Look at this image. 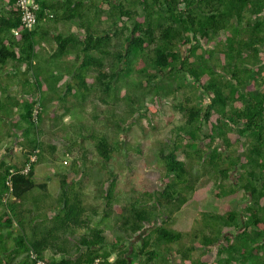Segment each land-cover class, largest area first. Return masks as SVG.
<instances>
[{
  "label": "trees",
  "instance_id": "obj_1",
  "mask_svg": "<svg viewBox=\"0 0 264 264\" xmlns=\"http://www.w3.org/2000/svg\"><path fill=\"white\" fill-rule=\"evenodd\" d=\"M37 2L40 7L37 23L31 31L23 27L14 0L0 3V76L31 71L30 87L39 91L41 97L45 92L44 102L33 120L35 101L26 85L22 84L23 98L13 96L10 106L3 105L9 102V97L5 99L10 95L7 88L1 86L0 113L11 121L7 123V134L20 132L21 143L27 149L24 162L30 153L38 151L37 160L28 173L18 171L12 176L15 198L7 202L2 201L7 190L5 175L10 168L20 169L24 162L2 168L0 230L15 222L19 233L11 244L7 243L9 238L0 235V249L3 247L0 264H34L30 251L52 263L64 264H92L96 259L97 264H134L130 261L131 255L140 257L142 264H155L158 252L171 257L178 254L179 262L170 261L172 264H247L249 257L255 258V264H264V57L260 55V51L264 52V0ZM103 5H107L106 10ZM45 10H49L52 17L44 19ZM71 20H78L79 30H57V24ZM222 33L226 35L223 37ZM50 38L55 46L52 57L60 59L74 52L75 60L68 67L46 69L43 73L34 61L38 59L40 42ZM203 47L207 54L201 52ZM217 52L222 55L218 61L213 59ZM22 66L26 71L21 72ZM124 73L136 74L145 91L150 82L166 79V83L160 82L161 92L166 96H174L176 91L189 86L192 94L184 95L175 105L182 119L176 132L177 141L183 140L180 132H184L189 145L202 138H208L211 143L220 141V146H208L207 151L197 153L201 162L209 166L217 192L213 205L206 210L209 213L202 210V227L186 243H182L184 234L172 227L174 216L189 199L200 201L202 197L195 190L198 176L192 177L186 163L177 159V145L167 152L164 148L158 151V160L171 178L145 190L141 201L134 197L126 207L120 206L114 194L116 177L110 172L107 182L101 183L99 191L105 205L95 224H91V220L99 216V212L92 210L89 214L81 193L71 188L74 177L69 171L74 176L79 173L75 162L70 164L69 171L61 174L55 195L46 192L45 196L38 197L33 193L37 186L45 188V184L34 180L35 163L46 159L43 148L46 147L52 157L56 150V145L44 144L42 122L48 114L55 121L58 116L44 105L53 101L63 105L69 94L77 95L76 99L83 102L91 93L111 98L120 74ZM65 75L67 78L60 82ZM204 95L208 102L196 104ZM124 99L133 106L141 98L128 91ZM133 107L128 117L141 109L139 105L137 109ZM105 111L115 119V112ZM214 115L216 119L210 124V133L204 134V126ZM112 127L119 129L116 123H112ZM79 135L78 143H82L84 136ZM91 137L106 169L118 148V140L110 139L100 130H92ZM65 151L67 157L75 159L73 151ZM189 193H192L191 198L187 197ZM31 195L37 197L26 212L23 210L25 202L31 201ZM233 200L239 203V209L231 208ZM40 206L39 212L52 210L53 215L38 235L31 225L27 233L31 220L27 213L37 211L35 207ZM215 225L220 227L216 236L211 231ZM225 226L234 231H224ZM106 231L110 232L111 239L107 238ZM200 232L204 234L199 241L201 250L199 256L194 257V244ZM230 233L232 238L223 236ZM139 234L142 236L135 250L127 238ZM56 255L60 258L57 261ZM222 256H225L223 260Z\"/></svg>",
  "mask_w": 264,
  "mask_h": 264
},
{
  "label": "rangeland",
  "instance_id": "obj_2",
  "mask_svg": "<svg viewBox=\"0 0 264 264\" xmlns=\"http://www.w3.org/2000/svg\"><path fill=\"white\" fill-rule=\"evenodd\" d=\"M0 3H2V0H0ZM103 8L106 10L107 5H103ZM138 10L141 12L140 7ZM105 16L106 14L103 13V17ZM56 26L58 27L57 30L62 32L79 30L77 27L78 20H71L65 24L59 23ZM225 35V33H222L223 37ZM113 43L114 46L117 45L116 41ZM54 49L55 46L51 38L47 42L43 41L39 44L38 59L35 58L34 63L40 67L43 73H45L46 69L54 71L56 68L68 67L69 63L75 60L74 52L60 59L52 57ZM201 52L207 54V50L204 47L201 49ZM260 55L264 57V52L260 51ZM213 56V59L216 61L222 59V55L218 52L214 53ZM20 70L24 72L26 71V67L22 66ZM2 71L5 72V70ZM9 75L10 76L7 77L3 75L0 76V84H6L7 95H10L6 96L5 100L9 97V102L3 104L4 106L8 104L10 106L13 96L18 99L23 98L21 95V84L23 83L28 88V91H30L32 101H34V97L41 94L39 91L30 87V83L33 81L31 71H27L26 74L11 72ZM66 78V75L63 76L61 82ZM137 79V75L133 73L129 75L124 73L123 76L120 74L114 95L110 96L111 98L103 96L102 93H100L99 96L91 93L83 102L80 99H76L77 95L69 94L67 103L63 105H61L62 103L59 101L45 104V109L49 112H54L56 116H58L55 121L54 118L48 114L49 117L46 116L42 122V129L45 131V135H43L44 144L51 143L56 145L53 156L55 159H53L50 151L46 147V149L43 148L44 152L42 153L46 159L44 162L35 163V179L40 181L38 175L40 173L45 174V176L50 179L47 183L49 192H58L61 174L65 171H69L68 168L70 164L72 165V162H75L79 169V173L74 176L73 172L69 171V174H71L70 176L74 177V184L71 188L81 193L89 214L92 210L99 212V216L92 217L91 224H95L100 220L101 211L105 205V200L100 196L99 191L102 186L101 183L107 182L110 172L116 177L114 194L119 200L120 206L126 207L127 203L134 197H138V200L141 201L142 194L145 190L152 186L162 185L164 181L171 178L170 175L164 171L158 160V151L164 148V151L167 152L174 145H177V159L183 160L186 163V166L191 171L192 177L198 176L197 182L195 183V190H197L202 197L200 201L189 199V202L180 211L176 212L174 216L172 227L184 234L182 243H186L187 239L190 238L191 235V237L196 235L195 232L202 227V210L206 211L211 208L214 202V194L217 192L213 183L214 178H211L209 174L211 173V171H209V166L205 162H201L197 153L199 150L207 151L209 148L208 146H220V141L217 139L215 143H211L208 138H202V141L196 140L189 145L184 132H180V135L183 136V140L177 141L178 139L176 138L178 136L176 132L178 126L182 124V119L175 105L182 100L184 95L192 94L191 88L187 86L184 90L176 91L174 96H166L161 92V88H163L161 83H166V79L159 78L155 82H150L149 89L146 91ZM56 90L58 94L62 95V93H60V88ZM128 91H131L136 98H141L137 103H133L136 109L138 105L141 109L138 112L136 111L132 117H128V113L130 109L134 107L124 99ZM42 94V97H36L39 104L44 102L43 97L45 92H42ZM25 98L28 99V97ZM101 98H104L105 101ZM207 102L208 97L204 95L199 101H196V104H206ZM82 106H84L83 109ZM66 107L69 108L68 111H66ZM106 109H108L109 112H115L119 116L116 115L115 119H113L111 115H107ZM100 111L105 113L101 114ZM7 119L8 118H5L0 113L1 126L6 124L2 121ZM215 119L216 116H212L209 123L204 126V134L210 133V124L214 123ZM112 123H116V125L119 126L118 131L112 127ZM92 130L103 131L110 139L117 138L118 140V148L112 153L110 160L107 162L106 169L103 167V161L95 150L94 140L91 137ZM233 131L237 132V129L234 128ZM79 134L84 136L82 143H78V137L81 136ZM211 134L214 136L215 132ZM3 135H1L0 129V146L4 144L5 136ZM244 138L245 137H242L241 140H244ZM65 149L70 150V152L73 151L72 154L75 159L72 160L71 157H67L68 155ZM17 156L19 157L20 154H17ZM18 157H16V160L10 158L9 162L16 164V161L19 159ZM64 159L68 161V164L64 165L62 163ZM57 192H55V194ZM191 195L192 193H189L187 197L191 198ZM231 208L239 209L240 205L236 200H233L231 202ZM36 209L37 211L27 213L28 218L31 220L28 227H26V231L27 233L30 231L31 225L32 229L38 235L39 231L49 223L48 219L51 218V216H46V211L43 213L39 212L42 210V206L35 207V210ZM206 213L208 214L209 212L206 211ZM218 230H220L218 225L212 226L211 228L214 236L218 235ZM223 230L226 232L234 231V229L229 226L223 227ZM230 234L223 236L232 238V234ZM106 236L108 239H111L109 231H106ZM141 236L142 234H139L127 238V240L134 245L135 250L137 249L138 241L141 240ZM223 236H220L219 239L222 240ZM203 237L204 234L202 232L198 233V242L194 244L196 248L193 253L194 257H198L200 254L201 246L199 241L203 240ZM211 240H213V238H211ZM13 242V238H9L7 243L11 244ZM2 248L3 247H1L0 252ZM214 250L215 247L213 248V251ZM114 257L115 255L111 256L110 260ZM224 257L222 256V260ZM235 258L237 259L238 256ZM59 259V256L56 255L55 260L57 261ZM254 259V257H249L247 264H255ZM155 260V264H163L165 262L172 264L179 262L180 256L174 254L171 257L169 254L158 252ZM130 261L134 264H142L138 256L131 255ZM170 261L172 263H170Z\"/></svg>",
  "mask_w": 264,
  "mask_h": 264
},
{
  "label": "crops",
  "instance_id": "obj_3",
  "mask_svg": "<svg viewBox=\"0 0 264 264\" xmlns=\"http://www.w3.org/2000/svg\"><path fill=\"white\" fill-rule=\"evenodd\" d=\"M10 73H4L2 74L4 77L10 76ZM62 81V80H61ZM60 81V82H61ZM1 86L6 87V84H0V96L3 95L2 91L3 89L1 88ZM22 84H21V90H22ZM22 94V93H21ZM3 123H6L5 125H0V129H1V135L5 136L4 139V144L2 146H0V175L2 173V168L5 167L6 165L10 164L9 160L10 158H14L16 160L17 154H20V156L18 157L19 159L16 161L18 164H22L25 160V153H26V148L24 147V145H22L21 143V139H20V132L16 131L14 132L15 135L13 133L7 134V122H11L9 121V119L7 120H3ZM3 130V133H2ZM15 162V163H16ZM16 163V164H17ZM40 179V181H37V179H35V171H34V180L37 184H45V188H42L40 186H37L35 188H33V193H37L38 197H43L45 196V193L48 192L51 195H55V191L54 193L49 192L48 188H47V183L50 181L49 177H46L45 174H39L38 175ZM37 197V196H29V198H31V201H26L25 202V207L23 210H27L29 209V205L32 204L33 199ZM24 203V201H23ZM1 207V206H0ZM27 212V211H26ZM25 212V214H26ZM47 216H52L53 215V211H46ZM19 233V229L16 226V223L13 222L12 225H5L1 228L0 230V235L2 236V238H13L16 236V234Z\"/></svg>",
  "mask_w": 264,
  "mask_h": 264
},
{
  "label": "built area",
  "instance_id": "obj_4",
  "mask_svg": "<svg viewBox=\"0 0 264 264\" xmlns=\"http://www.w3.org/2000/svg\"><path fill=\"white\" fill-rule=\"evenodd\" d=\"M14 4L16 8L18 9L20 21L23 27L27 31H31L32 29H34L37 23V11L40 8L37 0H14ZM46 17H49V18L52 17V13L49 10H45L44 19H46ZM13 31L15 34L17 33V31L15 30ZM38 96L39 95H37L36 97ZM36 97L34 98L35 104L33 108V120L36 119L38 110L40 109V104ZM37 151L38 150L33 151L32 153L28 155L27 160L24 162L23 166L20 169L15 170V169L10 168L8 170L7 174L5 175V180H4L7 190L4 192V195L2 198L3 202H7L15 198L12 193V179L11 178L18 171L22 174H26L31 170L33 163L37 160V155H36ZM62 163L65 165V164H68V161L64 159ZM30 257L33 260L34 264H64L60 262L52 263L49 260L36 256V254L32 253L31 251H30ZM98 261L99 260L96 259L94 263L92 264H97Z\"/></svg>",
  "mask_w": 264,
  "mask_h": 264
},
{
  "label": "clouds",
  "instance_id": "obj_5",
  "mask_svg": "<svg viewBox=\"0 0 264 264\" xmlns=\"http://www.w3.org/2000/svg\"><path fill=\"white\" fill-rule=\"evenodd\" d=\"M35 98V97H34Z\"/></svg>",
  "mask_w": 264,
  "mask_h": 264
}]
</instances>
